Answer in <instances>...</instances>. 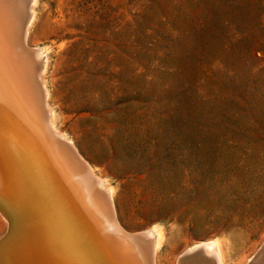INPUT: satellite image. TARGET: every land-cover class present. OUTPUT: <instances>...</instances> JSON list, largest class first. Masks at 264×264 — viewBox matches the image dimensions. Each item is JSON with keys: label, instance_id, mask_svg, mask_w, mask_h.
Listing matches in <instances>:
<instances>
[{"label": "rangeland", "instance_id": "374dc122", "mask_svg": "<svg viewBox=\"0 0 264 264\" xmlns=\"http://www.w3.org/2000/svg\"><path fill=\"white\" fill-rule=\"evenodd\" d=\"M33 8L27 43L46 50L54 124L114 190L127 230L160 226L157 264H215L194 249L209 239L224 264H263L264 0Z\"/></svg>", "mask_w": 264, "mask_h": 264}, {"label": "bare ground", "instance_id": "6f19581e", "mask_svg": "<svg viewBox=\"0 0 264 264\" xmlns=\"http://www.w3.org/2000/svg\"><path fill=\"white\" fill-rule=\"evenodd\" d=\"M34 1L0 0V215L14 220L0 264H157L160 226L127 230L114 190L54 124L46 50L27 43ZM193 247L224 264L218 240Z\"/></svg>", "mask_w": 264, "mask_h": 264}, {"label": "water", "instance_id": "95a60500", "mask_svg": "<svg viewBox=\"0 0 264 264\" xmlns=\"http://www.w3.org/2000/svg\"><path fill=\"white\" fill-rule=\"evenodd\" d=\"M0 204H1V203H0ZM13 226H14V220H13L12 217H10V224H9V226H7L6 231H5L4 234L0 237V239L3 238V237H5V236H8L9 233L11 232ZM263 240H264V239H263ZM263 240H262V242H263ZM262 242L260 243V245L258 246V248L256 249V251H258V250L260 249V247H261V245H262Z\"/></svg>", "mask_w": 264, "mask_h": 264}]
</instances>
